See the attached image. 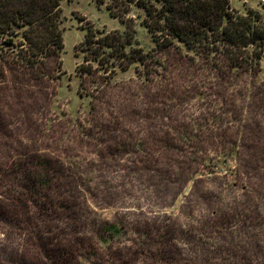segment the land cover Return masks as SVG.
Masks as SVG:
<instances>
[{
	"label": "rangeland",
	"instance_id": "1",
	"mask_svg": "<svg viewBox=\"0 0 264 264\" xmlns=\"http://www.w3.org/2000/svg\"><path fill=\"white\" fill-rule=\"evenodd\" d=\"M109 1L61 2L59 58L0 60V264H264V57L158 53L130 7L147 65L109 75L75 54L89 25L125 31Z\"/></svg>",
	"mask_w": 264,
	"mask_h": 264
},
{
	"label": "trees",
	"instance_id": "2",
	"mask_svg": "<svg viewBox=\"0 0 264 264\" xmlns=\"http://www.w3.org/2000/svg\"><path fill=\"white\" fill-rule=\"evenodd\" d=\"M62 1L0 0V60L5 61L10 52L14 63L34 69L59 58ZM114 2L109 1L107 10L125 31L104 33L89 25L83 42L75 47V54L76 49L89 53L91 61L109 75L126 72L132 65H147L150 54L132 47L135 31L126 21L130 7L144 12L141 25L158 53L184 50L214 71L222 66L256 69L264 57V20L252 9L237 13L229 0H120L119 12ZM111 60L112 64H102Z\"/></svg>",
	"mask_w": 264,
	"mask_h": 264
}]
</instances>
